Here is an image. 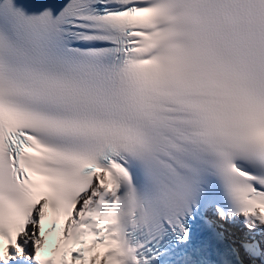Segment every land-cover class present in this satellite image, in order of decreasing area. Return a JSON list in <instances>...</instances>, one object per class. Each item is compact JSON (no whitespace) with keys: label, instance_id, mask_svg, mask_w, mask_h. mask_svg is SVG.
<instances>
[{"label":"snow or ice","instance_id":"obj_1","mask_svg":"<svg viewBox=\"0 0 264 264\" xmlns=\"http://www.w3.org/2000/svg\"><path fill=\"white\" fill-rule=\"evenodd\" d=\"M0 264H264V0H0Z\"/></svg>","mask_w":264,"mask_h":264}]
</instances>
